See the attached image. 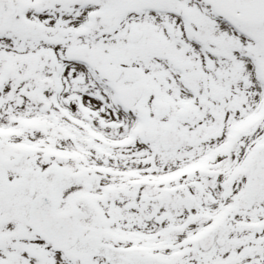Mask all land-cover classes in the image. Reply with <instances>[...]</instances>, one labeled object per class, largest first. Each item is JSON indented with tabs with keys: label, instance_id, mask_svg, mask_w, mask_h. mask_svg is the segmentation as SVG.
Here are the masks:
<instances>
[{
	"label": "snow or ice",
	"instance_id": "snow-or-ice-1",
	"mask_svg": "<svg viewBox=\"0 0 264 264\" xmlns=\"http://www.w3.org/2000/svg\"><path fill=\"white\" fill-rule=\"evenodd\" d=\"M0 264H264V0H0Z\"/></svg>",
	"mask_w": 264,
	"mask_h": 264
}]
</instances>
